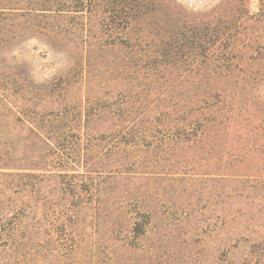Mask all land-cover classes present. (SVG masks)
Instances as JSON below:
<instances>
[{"label":"trees","instance_id":"trees-1","mask_svg":"<svg viewBox=\"0 0 264 264\" xmlns=\"http://www.w3.org/2000/svg\"><path fill=\"white\" fill-rule=\"evenodd\" d=\"M261 86L264 0H0V264H172L203 220L170 207L237 161L219 138L264 132ZM218 218L216 261L264 264Z\"/></svg>","mask_w":264,"mask_h":264},{"label":"rangeland","instance_id":"rangeland-1","mask_svg":"<svg viewBox=\"0 0 264 264\" xmlns=\"http://www.w3.org/2000/svg\"><path fill=\"white\" fill-rule=\"evenodd\" d=\"M220 1L167 0L168 4L174 6L177 10L191 12H205ZM255 4H257V1ZM211 85L213 87V84ZM259 91H262V94H255L253 97H251L252 94L240 96L243 107L246 108V106L250 105L252 114L253 111L257 110V107L262 108L264 106L262 104L264 100L257 98V95L263 96L264 86H261ZM249 101L260 102L252 103ZM257 113L260 115L259 112ZM259 122L256 121L255 123L259 124ZM248 123H238L234 127L235 130L230 131L228 137L224 136L217 140L223 149L233 148L235 150L234 153L238 155L237 161H233V165L230 166L232 168L224 172L220 170V173L225 174L221 178L214 174H211L213 177L205 176L199 178L196 182L197 192L182 196V198L177 199V202L174 201V204L176 203L175 206L170 207V210L173 211L172 217H177L175 216L176 214H173L177 205L189 203L192 206L190 217H198L203 220L202 226H199L200 229L198 230L202 235L195 239L194 246L186 249L181 248L178 251L183 246L181 245L182 239L186 236H181V238H175L171 241V247L174 246V250L171 253L172 264H180L182 261H185V264H193L197 258L203 259L206 264H220V262L216 261L218 237L216 232L214 233L206 226L210 224L214 227L215 224V227H219L218 217L220 214L228 212L230 215L240 217L236 220L237 223L233 222L228 225L229 229L234 232L247 234L251 232L264 233V132L255 130L252 126L255 124L248 125ZM226 139L227 142H225ZM205 165L212 166L214 164ZM199 190L201 191L198 198ZM221 192L229 193L230 197L221 198ZM193 225L197 227V224L193 223L188 229H192ZM189 243L191 244L192 242L189 240ZM184 250L185 256L183 257L182 253H184Z\"/></svg>","mask_w":264,"mask_h":264}]
</instances>
